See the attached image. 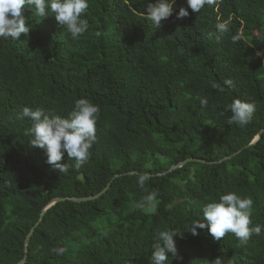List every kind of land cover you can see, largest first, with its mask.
Here are the masks:
<instances>
[{
    "label": "trees",
    "instance_id": "1",
    "mask_svg": "<svg viewBox=\"0 0 264 264\" xmlns=\"http://www.w3.org/2000/svg\"><path fill=\"white\" fill-rule=\"evenodd\" d=\"M88 3V30L76 39L27 6L29 33L0 39V264L26 255L24 264H150L158 229L181 232L169 264H264V230L246 243L232 233L213 240L207 228L191 233L203 206L229 191L253 200L250 228L264 225V133L252 144L264 129V0H219L200 12L176 0V12L189 15L174 12L160 26L144 15L155 0ZM223 21L229 31L217 40ZM79 98L99 106L96 141L79 169L65 153L60 173L30 144L31 121L16 114L29 106L67 117ZM234 98L256 104L246 126L229 124ZM189 158L218 163L159 175ZM109 183L97 200L59 202L42 216L55 198L97 195ZM148 192L157 194L155 213L135 207ZM127 213L128 225L115 226Z\"/></svg>",
    "mask_w": 264,
    "mask_h": 264
},
{
    "label": "clouds",
    "instance_id": "2",
    "mask_svg": "<svg viewBox=\"0 0 264 264\" xmlns=\"http://www.w3.org/2000/svg\"><path fill=\"white\" fill-rule=\"evenodd\" d=\"M219 0H186L188 8L194 12H200L205 6H215ZM176 0H155V3H146L144 15L153 25L160 26L161 22L176 13L177 19L189 15L188 8L179 7L176 12ZM34 10L39 17L54 16L56 21L67 29L73 39L82 36L88 30V22L81 16L89 7L88 0H0V39L18 40L20 35L28 34L31 26H26V18L22 9ZM230 21L217 22L216 29L220 37L229 31ZM233 36V40H238ZM259 55V53H258ZM225 85L231 86L232 80L226 79ZM211 86L223 90L216 82ZM201 107L208 105V99H199ZM232 115L229 124L235 122L238 126H246L251 122L256 110L255 102L234 98L228 106ZM99 106L85 98H79L74 102V107L67 117L55 113H45L41 108L32 109L23 106L16 114V119L23 121L25 118L31 121L28 133L32 137L30 144L33 147L43 149L46 162L60 173H67L69 165L60 163L62 157L67 154L69 160H75V167L79 169L90 159L94 142L96 141V123L99 116ZM150 167V165H147ZM149 176L140 174L137 184L141 189L145 188ZM156 192H148L135 207L156 212ZM253 200L250 197H242L229 191L219 196V200L207 203L202 208L203 222L197 221L191 227V233L197 234V229L207 228L213 240L219 241L227 233L234 234L241 243H246L252 235L259 236L264 230V225L251 224ZM181 233L174 229L157 230L152 245L150 264H169L167 253L177 257L176 241L174 236ZM57 255H63L65 247L54 248ZM179 258V257H178ZM182 259V258H181ZM212 264H223L221 257H217Z\"/></svg>",
    "mask_w": 264,
    "mask_h": 264
},
{
    "label": "water",
    "instance_id": "3",
    "mask_svg": "<svg viewBox=\"0 0 264 264\" xmlns=\"http://www.w3.org/2000/svg\"><path fill=\"white\" fill-rule=\"evenodd\" d=\"M264 133V129H262L258 135L256 136V138L254 139L253 143L252 144H255L261 137H262V134ZM236 155V154H235ZM231 157H227L225 158L224 160H227V159H230ZM223 161V160H222ZM189 162H199V163H203V164H207V163H218V162H207L206 160H203V159H198V158H189L185 161H182L176 165H173L167 172H164V173H160L159 175H166L167 173L169 172H173L174 170H177L183 166H185L187 163ZM136 172H130L129 174L133 175L135 174ZM149 177L151 176L150 174H147ZM118 177V175L116 176ZM110 185L111 183H109L107 185V187L102 191L100 192L99 194L97 195H93V196H89V197H82V198H55L46 208L45 210L43 211L42 213V216L45 214V212L50 209L51 207H53L54 205H56L57 203L59 202H64V201H73V202H77V203H81V202H87V201H93V200H97L99 199L103 194H105L108 189L110 188ZM38 225V224H37ZM35 232V228H32L31 231L29 232V234L27 235V238H26V242H25V246H26V254L28 252V244H29V241L31 239V237L33 236ZM27 260V255L25 256V258L20 261L18 264H24Z\"/></svg>",
    "mask_w": 264,
    "mask_h": 264
},
{
    "label": "rangeland",
    "instance_id": "4",
    "mask_svg": "<svg viewBox=\"0 0 264 264\" xmlns=\"http://www.w3.org/2000/svg\"><path fill=\"white\" fill-rule=\"evenodd\" d=\"M126 218H129V214L128 213L125 215V221L124 220H122V221H116V222H114V224H116L115 226L125 225V224L128 225V223H125L126 222Z\"/></svg>",
    "mask_w": 264,
    "mask_h": 264
}]
</instances>
